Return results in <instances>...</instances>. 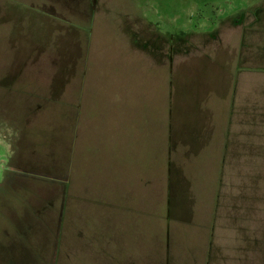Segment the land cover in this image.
<instances>
[{"label": "rangeland", "instance_id": "obj_1", "mask_svg": "<svg viewBox=\"0 0 264 264\" xmlns=\"http://www.w3.org/2000/svg\"><path fill=\"white\" fill-rule=\"evenodd\" d=\"M3 1L0 264H200L206 254L197 207L206 175L196 158L198 116L202 100L227 93L229 59L234 65L232 53L251 28L259 33L264 0ZM89 31L100 38L93 41L88 85ZM15 61L50 70L30 68L10 79L5 66ZM53 74L60 75L54 82ZM28 90L41 96L28 99ZM20 124L28 161L66 163L69 172L5 184L11 144L19 156ZM181 142L187 151L176 150ZM204 161L214 167V160ZM258 164L249 203L251 264H264V166ZM236 185L244 187L243 177ZM227 196L221 191L223 229L230 222ZM240 201L244 206L243 195ZM223 239L209 247L206 264H229Z\"/></svg>", "mask_w": 264, "mask_h": 264}, {"label": "crops", "instance_id": "obj_2", "mask_svg": "<svg viewBox=\"0 0 264 264\" xmlns=\"http://www.w3.org/2000/svg\"><path fill=\"white\" fill-rule=\"evenodd\" d=\"M7 1L8 0H4V4H7ZM261 5L259 33L254 35V30L251 28V30L246 33L241 50H239L238 54L232 53L233 59H235L234 65H231L233 62L231 57L229 59L230 62L228 68L230 75L228 74L229 87L227 89V93L220 94L213 92V102L211 97H207L202 100L203 103H206V105L203 107V112L198 116V128L197 132H195V144H197L198 149L196 158H198L199 161L198 166L203 168L202 173H204V176L206 175V179L204 178L203 181H199V184H202V189L199 185L200 192L198 196L200 200V207L199 205L197 207L199 227L198 238H200L199 240L202 246L201 255L206 254L204 255L206 259L201 260L200 256V264L203 260L205 264L208 262V258L210 257L209 247L212 244L219 245V242L221 243L222 236H224L223 242L227 241L229 246V256L225 262H228L229 264L252 263V226L249 221L251 216L249 203L252 195V167L259 165V162H261L264 166V3ZM5 11L7 13V10ZM1 17L2 16H0V22H2ZM9 19L12 20V18H9L8 14L3 18L4 24H6L5 29L8 30L11 25ZM92 34V31L90 34L88 33V38L91 39L87 52L88 85L90 84L89 76L91 72L90 64L92 63V55L97 48L93 46V41H98L100 38L94 39ZM137 46L139 49L142 48L139 46L138 42ZM8 63L9 64H6L5 69L9 71L10 79L17 77L18 73L21 75L24 70L26 71L30 68H45L48 72L50 70V67L47 68L46 66H39L41 64H37L38 66L34 68L29 67L27 62L15 61ZM59 76L57 77L59 78ZM49 78L50 80H53L52 82L58 80V78L54 77V74L49 76ZM5 86L11 90L12 85L8 84ZM22 87L24 86L22 85ZM29 87L30 86H26V88ZM26 91L27 89L23 93ZM28 92H30V94L26 95L28 99L29 97L41 96L38 91L32 93L28 90ZM31 94H36L38 96H31ZM90 115H88V118L92 117V113H90ZM4 119L6 120V125L4 126L9 128L11 136L13 137L12 134L15 131V127L13 126L14 124L12 123L13 121H11V117L8 115H5ZM8 121H10L11 124ZM21 124L19 126L21 134L18 142L19 156L14 155L15 152H13L11 144L8 163L9 167L5 177V184H12L14 182L21 183L20 180L24 181L30 178L35 180L39 178L45 179L44 176L50 177L46 173L51 170L53 172L64 171L66 163L63 165L57 161L55 164H47L43 166L40 162L33 160L28 161V155L26 156V153L22 148L21 137L23 136L24 130L22 129ZM6 136L9 137V135ZM173 141V137H170L168 148L166 149L170 150V154H168V158L166 159V167L170 172L173 163L171 162L169 156L171 155L172 147L175 144ZM179 144V146L177 145V147H175L176 150L180 147V151H187V147L184 146L186 144L183 142ZM210 154L212 157H210ZM15 157L19 160L16 165L13 162L15 161ZM213 160L214 167L210 164H207L206 166L203 164V161L205 163L206 161H212L213 164ZM259 166L261 167V165ZM65 171L69 172L68 169ZM211 175L212 177L209 181V177ZM19 177L22 178L20 179ZM242 177L244 187L236 185V181ZM58 180L59 179H57L56 182H59ZM222 180H224V182L227 181V188L222 189ZM172 183L170 184L171 186ZM217 190L219 192L218 197L213 200L215 205L214 203L211 205V202L208 199L212 193L215 198ZM226 190L228 194L227 199H229L228 212L230 222L228 224L229 227L227 229H223L224 226H221L220 223L221 207L219 204L222 198L221 191L224 193ZM242 195L245 200L244 206L243 202L240 201ZM237 196H240V198ZM203 204L204 206H202ZM171 218L172 215L169 219ZM226 230L227 235L225 236L223 231ZM211 236H213V239ZM216 261L217 260L213 261V263Z\"/></svg>", "mask_w": 264, "mask_h": 264}]
</instances>
